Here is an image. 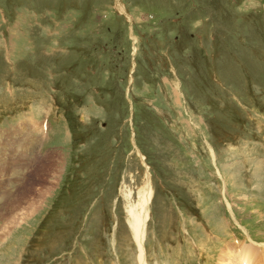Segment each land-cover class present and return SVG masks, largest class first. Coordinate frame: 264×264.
<instances>
[{"label": "rangeland", "instance_id": "rangeland-1", "mask_svg": "<svg viewBox=\"0 0 264 264\" xmlns=\"http://www.w3.org/2000/svg\"><path fill=\"white\" fill-rule=\"evenodd\" d=\"M147 181V264L264 247V0H0V264H138Z\"/></svg>", "mask_w": 264, "mask_h": 264}, {"label": "bare ground", "instance_id": "bare-ground-1", "mask_svg": "<svg viewBox=\"0 0 264 264\" xmlns=\"http://www.w3.org/2000/svg\"><path fill=\"white\" fill-rule=\"evenodd\" d=\"M46 161L47 162L45 163L46 165H44V168L39 171L43 172L44 170L50 174L54 170V160L47 158ZM137 194V200L134 203H128L129 205L126 210L128 217L127 221L132 237L138 247V264H147L143 243L145 239L146 222L148 219V204L152 195L150 183L147 181L138 190ZM221 251L226 255V261L218 264H264V247L262 245L260 247L257 246L252 240L248 244L244 242L241 246L232 243V245H227V247L224 250L221 249ZM221 259L222 257L220 255V260Z\"/></svg>", "mask_w": 264, "mask_h": 264}]
</instances>
